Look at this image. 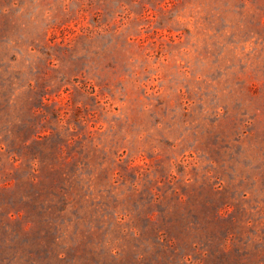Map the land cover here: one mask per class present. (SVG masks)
<instances>
[{
    "label": "rangeland",
    "instance_id": "obj_1",
    "mask_svg": "<svg viewBox=\"0 0 264 264\" xmlns=\"http://www.w3.org/2000/svg\"><path fill=\"white\" fill-rule=\"evenodd\" d=\"M0 264H264V0H0Z\"/></svg>",
    "mask_w": 264,
    "mask_h": 264
}]
</instances>
